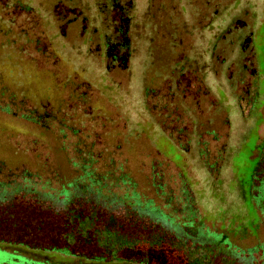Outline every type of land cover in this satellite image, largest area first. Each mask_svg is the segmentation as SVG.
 Segmentation results:
<instances>
[{
    "label": "rangeland",
    "instance_id": "1",
    "mask_svg": "<svg viewBox=\"0 0 264 264\" xmlns=\"http://www.w3.org/2000/svg\"><path fill=\"white\" fill-rule=\"evenodd\" d=\"M26 1L29 0H23V2ZM39 2L41 1L33 0L31 4L29 2L28 4L34 9V20L38 23L41 33L40 42L48 44L51 49L53 48L60 58L58 59V76L63 78L67 75L74 76L75 81L80 82L81 80L88 83L92 90L95 89L91 101L89 100L91 109L95 110L96 114L108 115L111 119L116 120L119 126L121 124L126 127L125 139L128 143L123 147V154L128 160L127 171L137 181L138 193L147 200L154 198L152 191L147 189L140 172L136 170L133 162L134 155L137 149L152 154L155 151L160 158V163L154 165V172L157 174L154 182L160 185L166 193L174 194L178 190L180 192L181 187L185 188L183 197L187 202L188 210L194 213V230L187 229L189 235L194 236L196 229L207 231L210 239L208 242L212 246L214 244L217 246L216 241L225 238L226 243L222 244L221 248L226 249L229 253H245L247 250H256L259 245L264 244V0H224L213 11L216 14L210 10L207 15L208 25L205 26V31L208 33L210 47L212 44L217 47L220 35L224 30L231 28L236 20L246 24V33H250V45L254 54V68L257 74L251 85L255 89H250V95L255 93L254 104L247 113H241L236 105L238 99L243 96L241 90L234 89L228 81H224L222 78L218 79L211 73L205 79L210 96L219 104L223 112L221 116L226 122L224 154L213 161L201 156H193L194 145L191 141L185 145L186 152L176 147L161 134L149 113L145 111L140 95H142L141 89L144 82L143 69L147 61L142 60L146 57L144 52H141L140 46L133 53L128 69L129 77H127V73L123 72L107 73L103 68L102 61L89 57L83 48L71 52L68 47L72 48L71 46L77 40L70 38L71 46L66 45L59 37L56 28L49 27L46 16L38 12ZM93 3L94 1L91 0L88 4L93 6ZM181 11L186 18L185 7ZM90 12L91 18L95 17V11L91 10ZM150 13L153 18L154 14ZM188 17L184 28L190 31L192 26L190 25V13ZM195 19L197 18L195 17ZM146 20L141 22L144 21L145 24H148ZM44 23L48 26L47 28ZM45 28L47 29L46 37H44L46 33L43 30ZM143 31H145L144 28ZM200 33L203 32L200 31ZM238 37L237 33L235 36L226 35L225 37V65L231 64L232 67L229 71L234 72L233 75L237 71V64L240 60L237 47L241 39ZM83 42L85 44L86 40ZM150 42L149 58L151 59L157 50L154 41ZM92 47L90 44L91 51ZM137 59L142 61L137 63ZM197 61L200 63L202 59H195V62ZM38 65H34L37 70L27 71L19 79L24 85L22 93L25 100L27 99L28 104L34 107L48 104L53 112L62 110L65 105L63 95L57 90L51 76L47 73V75L43 74L42 68L40 69ZM229 71H226L225 74H228ZM4 72L9 73L10 76L14 74L11 68L4 69ZM1 76L5 82L9 81V76L6 77L3 74ZM2 108L3 106L0 105V165L9 168H15L21 164L32 166V161L26 155H15V142L18 140L27 141L31 139V136H35L42 143L52 147V158L59 166L60 172L65 175L67 169L62 161L63 156L55 147L54 136L49 133L41 134V131L33 123L23 118V114L15 107H9V111H3ZM114 138L123 141L121 136L116 135ZM167 198L161 202L157 200L154 202L161 210H164L162 204L168 203ZM171 203L174 206L176 201ZM176 209L175 215L184 214L179 204ZM189 244L191 245V243H187V246ZM192 248L196 261H200L198 256L203 255L208 258L211 253H214L211 247L210 249L201 248L194 244ZM0 249L5 250V252H0V264L4 262L30 264L10 254L13 248L6 244H0ZM14 249H18L20 255L25 259L50 260L55 263L73 260L70 256L55 252H29L18 247ZM254 252H256L254 256L257 257L260 250L257 249ZM119 258L125 264H143V262H138L139 256L132 250L120 252ZM216 260L215 264H221L219 258ZM148 263L167 264L162 257L157 255L151 256Z\"/></svg>",
    "mask_w": 264,
    "mask_h": 264
},
{
    "label": "trees",
    "instance_id": "2",
    "mask_svg": "<svg viewBox=\"0 0 264 264\" xmlns=\"http://www.w3.org/2000/svg\"><path fill=\"white\" fill-rule=\"evenodd\" d=\"M74 84L78 96L60 111L53 112L48 104L34 107L24 99L15 107L41 134L54 136L67 173L62 174L55 164L52 147L37 137L15 142V155H26L32 166L0 165V244L13 248L12 255L30 264H125L119 253L131 250L143 264L155 255L167 264H215L218 258L221 264H264V244L253 249L260 250L255 257L253 250L238 254L221 248L225 238L212 246L207 231L196 229L194 236L189 235L187 229L194 230V213L183 197L184 186L174 194L164 192L154 182V165L160 163L157 152L137 149L133 162L154 198L142 197L123 154L128 143L126 127L91 109L95 89L88 83ZM2 110L9 111V105ZM116 135L123 141L115 140ZM166 197L168 203L161 210L154 201ZM177 204L182 207L181 216L175 215ZM194 244L211 247L214 253L208 258L198 256L196 261ZM15 247L55 252L73 260L25 259Z\"/></svg>",
    "mask_w": 264,
    "mask_h": 264
},
{
    "label": "flooded vegetation",
    "instance_id": "3",
    "mask_svg": "<svg viewBox=\"0 0 264 264\" xmlns=\"http://www.w3.org/2000/svg\"><path fill=\"white\" fill-rule=\"evenodd\" d=\"M32 1L0 0V105L13 108L21 99L28 104L22 93L24 85L19 79L27 71L37 70L34 65L38 63L43 74L54 80L66 105L78 96L79 91L74 76H58L59 56L48 44L40 42L34 9L28 4ZM39 1L38 12L46 16L49 27L56 28L66 45L71 46L70 38L77 40L72 48L68 47L71 52L83 48L89 57L102 61L107 73L123 72L129 77L133 53L140 46L146 57L142 60L147 61L143 69L141 102L154 125L183 152H186L185 145L193 142L195 157L213 161L224 154L226 122L219 104L210 96L205 79L211 73L241 90L243 96L236 105L241 113H247L254 104L255 93L250 95V89H255L251 85L257 75L245 23L236 20L220 35L217 47L209 45L205 31L207 15L210 10L216 14L213 11L224 0H93V6L88 4L91 0ZM184 7L186 18L189 19L190 13V31L184 28L186 18L181 11ZM91 10L96 13L95 19L89 15ZM150 12L154 14L153 18ZM46 28L43 29L44 37L47 36ZM236 33L241 39L237 47L240 60L233 75L234 72L229 71L231 64L225 65L224 49L226 35L235 36ZM152 40L157 53L150 59ZM195 59L202 61L195 62ZM142 60L137 59V63ZM9 68L14 73L12 76L4 72ZM1 74L9 76V81L5 82ZM0 252L5 250L0 249Z\"/></svg>",
    "mask_w": 264,
    "mask_h": 264
}]
</instances>
